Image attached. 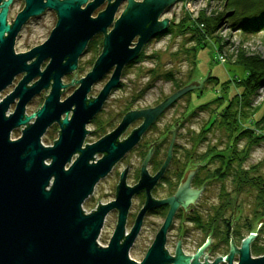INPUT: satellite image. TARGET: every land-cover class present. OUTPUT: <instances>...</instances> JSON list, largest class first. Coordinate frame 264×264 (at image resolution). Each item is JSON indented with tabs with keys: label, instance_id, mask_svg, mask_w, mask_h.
Masks as SVG:
<instances>
[{
	"label": "water",
	"instance_id": "obj_1",
	"mask_svg": "<svg viewBox=\"0 0 264 264\" xmlns=\"http://www.w3.org/2000/svg\"><path fill=\"white\" fill-rule=\"evenodd\" d=\"M105 1V8L95 17L91 16ZM174 1L126 0L122 12L114 19L122 0H25L12 26L5 23L8 1L0 11V91L11 84L16 74L23 73L13 90L0 100V264H218L223 261L226 264H264V254L251 256L250 243L256 233H249L239 247L231 242L229 253L211 263L206 258L203 263L199 262L202 249L184 254L180 249V235L174 255L169 254L165 241L172 216L177 206L185 207L191 197H185L182 189L166 199L150 196V188L166 163L154 176L143 167L133 186L126 184L125 170L122 171L113 200L98 201L90 212L82 208L94 185L132 148L154 117L181 94L194 86H202V81L195 78L152 108L127 111L113 130L83 145L90 131L86 124L118 84L123 66L138 56L149 38L168 26L167 17L158 18ZM45 9L55 11L57 17L49 36L29 51L15 53L14 36L20 25ZM110 25L112 28L108 31ZM97 33L103 34L101 52L91 70L76 80L77 88L60 100L68 84L62 83L63 75L76 70L78 57ZM45 59L48 62L40 70ZM110 69L111 75L98 94L88 97L91 85ZM35 77L38 79L27 85ZM43 89H49L43 103L27 114L25 105ZM15 99L14 110L7 114ZM140 116L144 117L143 122L125 139L117 140L127 125ZM53 123L58 125V137L52 145H44L41 136ZM18 126H23L20 136L11 139V131ZM97 153L101 157L95 160ZM170 153L171 146L168 158ZM142 189L146 191L145 202L129 232H125L131 197ZM165 203L169 204V209L152 243L140 261L132 259L129 248L144 213ZM112 209L117 210L116 224L108 243L100 245L97 238L105 215ZM182 224L181 218L180 234ZM234 254H238L236 263H233Z\"/></svg>",
	"mask_w": 264,
	"mask_h": 264
},
{
	"label": "rangeland",
	"instance_id": "obj_2",
	"mask_svg": "<svg viewBox=\"0 0 264 264\" xmlns=\"http://www.w3.org/2000/svg\"><path fill=\"white\" fill-rule=\"evenodd\" d=\"M124 4V1L121 2L114 14V19L120 15L125 6ZM222 4V0H176L166 7L161 14V18L167 17L169 22L172 20L174 23H177L185 13L191 14L192 18L196 17L200 10H204L206 14L211 15L216 11L223 10ZM104 8L105 3H102L93 10L91 16L95 17L98 12L102 11ZM39 22L40 28H38L36 33L29 36L23 34L17 39L14 46L16 50H24L43 43L55 26L56 16L53 11L47 10L41 15ZM111 28L112 25L108 26L107 30L109 31ZM175 34L176 33H166L151 37L144 43L138 56L123 66L118 84L110 91L100 110L86 124V129L90 131L85 135L83 145L85 143L94 142L104 134L113 130L120 123L121 120L119 121V118L125 114L127 108H142L158 104L163 101L165 97L179 89L176 88L178 83L185 86L191 80L197 78L196 81H202V86H194L189 92H185L183 96L175 100L174 103L165 110L163 117L154 125L155 128H153L146 137H154L156 133L164 127L172 128L174 123L181 119L177 129L176 141L180 145V148L178 147L176 149L177 159L181 162L185 159L189 160L193 158L192 162L189 160L187 165L188 169H194L196 163H201L200 166L202 167L198 169V177L207 178L208 174L215 173V169L220 165V162L216 157H211L210 160H208L209 157L201 159L202 154H205L210 148H212L210 152L212 153L211 155L216 153L228 154L232 148L230 134L223 131L217 121L220 120V112L226 106L228 100L233 98L234 94H239L241 92V88H238L239 85L237 81L244 76L245 72L242 66L236 63L237 59L239 55L243 54V56L247 58L257 56L260 60H264V30L246 32L241 28L232 27L230 22L226 21L224 17L220 20L213 33L218 36L217 38L219 40H216V37H208L205 39V44H196L195 40L191 39L188 33H184L183 35ZM97 36L99 38L95 37L92 42L90 40L87 48L78 57L76 70L63 75L62 83L68 84H66L62 90L60 100H64L69 96L78 86L76 80L91 70L95 59L101 52L100 39L102 34L98 33ZM135 40L136 37L132 42L134 43ZM192 45L196 47L195 51H193L194 59L191 54L184 52V48H188ZM192 60L195 61V64ZM47 62L48 59H45L41 63L40 70H43ZM207 71H209L208 76H206ZM111 72L112 69L107 71L91 85L87 93L88 97H94L98 94L110 77ZM167 74H171L172 78H168V76L165 77ZM22 76L23 73L16 74L11 84L0 91V100L13 90ZM209 76L215 77L217 80L208 79ZM34 79L37 80L38 77ZM34 79L32 80L33 82L35 81ZM48 90L49 89L41 90L27 102L25 105V112L27 114L34 112L41 106L44 101V95L48 93ZM250 98L249 105L245 108L248 114L251 111L253 112L254 109L262 103L264 99V84L257 89L255 94ZM16 101L17 99L9 106L6 112L7 114L14 110ZM252 112L249 114L250 118ZM262 113L263 107L256 112L254 119H258ZM68 115L70 116L71 114L69 113ZM137 122L138 121L133 122L126 131L121 134V137H124L131 128L136 126ZM21 128H23V126L14 128L10 133V138L15 139L20 136ZM174 128L175 126L173 129ZM58 130L59 128L56 123L51 124L41 136V142L44 145H52L53 140H56L58 137ZM246 141L247 139H240L238 141L236 147L238 151H242L239 153L240 156L244 155L243 145ZM137 149L134 148L128 151L122 159L114 164L109 173L98 180L94 185L92 193L87 196L82 203V207L86 212L95 209L98 205V201L99 203H106L114 199L118 172L122 170L127 163L132 166L129 175V178H132V171L137 169L140 163ZM100 157V153L95 155L96 159ZM74 158L75 156L72 157V160ZM206 162L208 163L206 164ZM253 165L258 166L256 170L257 173L264 177V140L254 145L242 161V166L244 168H249ZM169 173L171 175V170ZM129 178L128 183H131ZM231 178L232 175L229 174L223 181L215 179V181L207 187L202 197L197 200L195 212H199L198 215H200L203 220H206L210 215L214 214V211L219 206L222 208L223 205L221 206V204L224 199L220 196V189L223 186L226 192H230L229 197L231 203L229 200L230 205H228V207L225 205L226 208L223 210L224 214L221 217L224 216L226 219H229L231 222V229H240L241 232V237L238 236L239 239H235V242H233L234 245L239 247L243 238L249 233H256L258 229V234L260 235L258 240L262 241L264 238V228H260L261 223L252 218L256 190L246 188L239 193L233 192L234 186ZM158 195L159 197H163L168 194L161 189ZM139 201L140 199L136 196L131 199L129 218L125 225V232H129L136 212L143 206H141V202ZM189 217V215L185 218L182 217L184 228L181 234V218L175 219L168 231L165 248L170 253L175 251L179 234L180 240H182L180 249L182 252L184 251L188 254L194 252L196 243L202 239V233L200 229L197 228V222L190 221ZM116 220V210H111L105 215L103 225L97 238L100 245H106L108 243ZM162 222V216L148 215L144 218L143 225L129 248L128 254L132 259L140 261L143 258ZM246 223L255 227L253 232L247 231ZM219 228L221 230L224 229L223 223H221ZM252 241L253 239L251 243ZM215 251L223 253L227 250L224 243L217 241ZM263 254L264 252L257 255L254 252L251 256L258 257ZM237 258L238 255L234 254L233 263L237 262ZM220 264L226 263L223 261L220 262Z\"/></svg>",
	"mask_w": 264,
	"mask_h": 264
},
{
	"label": "trees",
	"instance_id": "obj_3",
	"mask_svg": "<svg viewBox=\"0 0 264 264\" xmlns=\"http://www.w3.org/2000/svg\"><path fill=\"white\" fill-rule=\"evenodd\" d=\"M223 10L216 11L211 15L206 14L204 10H200L196 17L192 18L191 14H184L177 23L172 20L168 26L159 32V35L166 33H176L175 35H183L184 33L190 34V38L195 40L196 44H205V39L208 37H216L213 34L216 30L220 20L224 17L226 21L230 22L232 27H238L246 32H255L257 30H264V0H222ZM214 35V36H213ZM97 37V36H96ZM95 38V37H94ZM91 39L92 40L94 39ZM219 40V39H218ZM195 45L188 48H184V52L191 54L194 59L193 51H195ZM141 54V53H140ZM195 64V61L192 60ZM237 64H240L244 69V76L239 78L238 88H241L239 94H234L233 98L228 100L226 106L221 110V118L217 122L223 131L228 132L231 136V150L228 154H213L211 149H208L205 154H202L201 159L216 157L219 160L220 165L215 169V173L208 174L207 178H216L218 181H223L229 174L232 175L231 181L233 182V192H242L247 189H255V205L253 209V220L261 223L260 228H264V177L257 173V165H253L249 168L242 166V161L245 156L248 155L254 145L259 141L264 140V99L259 106H257L251 114H248L245 109L250 102V97L255 94L256 90L264 84V60H260L257 56H251L249 58L244 57L243 54L239 55ZM172 78L171 74L165 75V77ZM208 79H215V77H208ZM183 85L178 83L176 88H180ZM263 107V113L258 119H254L256 112ZM240 139H247L244 147V155L240 156V150H237L238 141ZM232 154V155H231ZM205 162V161H204ZM208 162H206L207 164ZM230 192H226L222 186L220 189V196L224 199L221 204L214 211L215 228L217 230L218 241L228 242V234L231 231V222L229 219H225L223 222V230L221 226V216L224 214L223 210L228 207ZM231 203V200H230ZM226 205V207H225ZM198 224L201 223L199 218H193ZM248 221V219L246 218ZM211 222V221H210ZM247 231L253 232L254 226L247 224ZM261 229V231H262ZM233 234L241 237L240 229L232 228ZM259 231V229H258ZM256 231V236L253 239L250 252L257 255L264 252V238L259 241V232Z\"/></svg>",
	"mask_w": 264,
	"mask_h": 264
},
{
	"label": "flooded vegetation",
	"instance_id": "obj_4",
	"mask_svg": "<svg viewBox=\"0 0 264 264\" xmlns=\"http://www.w3.org/2000/svg\"><path fill=\"white\" fill-rule=\"evenodd\" d=\"M123 1L125 2L124 5H126V0H122V2ZM135 1H140V0H135ZM6 2H7V4H6ZM103 3H105V5H106V1L103 2ZM5 4H6L5 23L8 26H12V24H13V22L15 20V17L24 8L25 0H0V11L2 10V8L4 7ZM120 4H119V6H120ZM165 9H166V7L163 9L161 14L164 12ZM47 10L53 11L51 9H45L44 11H42L41 13H39L37 15L29 16L20 25L19 29L17 30V32H16V34L14 36L13 49H14L15 53L27 52L31 48H33V47L38 45V44L34 45V46H32L30 48H26L24 50H16L15 47H14L15 43L17 42V39L20 38L23 34H25L26 36H29V35H33L34 33H36V31H38V28H40V22H39L40 21V17ZM53 13L56 16L55 11H53ZM161 14H160L158 19H161ZM7 34H8V32L5 31L3 35L6 36ZM97 35H98V33L95 34L92 38L96 37ZM97 38H99V37L97 36ZM102 39H103V34H102L101 39H100L101 48H102ZM90 40L88 41V43L90 42ZM88 43H87V46H88ZM87 46H86V48H87ZM30 61L31 60H29L28 63ZM31 83H33V81ZM31 83H28L27 85H30ZM184 94L185 93L181 94L180 96H183ZM180 96H178L175 100H177ZM174 101H172L170 104H168L166 107H164V109H162L154 117V119L150 122V124L141 133V135L139 136V139L137 140V142L132 146V148L130 150H132L134 148H136V149L138 148L137 150H138V153H139L140 163L138 164L137 169L132 171V176H131L132 178H129L130 177L129 175H130V172H131L130 170H132V166L130 164L129 165H125L123 167V169L118 172L117 184H118L119 179H120V174L124 170H125V182H126V184L129 185V186H133V185H135L138 182V180L140 178V173H141V170H142L143 167H144V169L146 170V172L150 176H154L160 171V169L163 167L164 163H166L161 175L157 178L156 182L150 188V192H149L150 196L152 198H154V199H157V200L166 199V198H169V197H171L173 195H176V193L178 191H180V189H182L185 192L184 193L185 197H191L190 201L187 202L186 207H183L181 204H179L177 206V208L175 209L174 214H173L172 219H171V223H170V225H169V227L167 229V232H166V238H167V233L170 230L171 226L173 225V222H174L175 219H177V218L180 219L182 217L185 218L186 216L189 215L190 216L189 220L195 222L193 220V218H195V217L199 218V220H201V223H199V224L197 223V225H198L197 228H199L201 233H202L201 234L202 235V239H200L196 243L195 250H194L193 253H195L196 251L202 249V254L198 258L199 262L203 263L205 258H206L207 261L209 263H211L217 257L227 255L228 254V249H229V247L231 245V242H235V239L236 240L239 239L238 235H236V234L234 235L233 231L231 229V231L228 234V242L226 243L223 240L220 241V243H224L227 251L223 252V253L222 252H218V251L216 252L215 250H216V243L218 241V238H216L217 237V230L215 228V221H213L215 219L214 215L212 214L206 220H203L201 218V216L198 215L199 212H195V208H196L195 205L197 203V200H199L202 197V195L205 193L207 187L210 184H212L215 181L216 178H200V177H198V175H199V170L198 169H200L202 167V166H200L201 163H199V162L195 164V168L194 169H190L189 170L187 168V165L189 163V160H191V162L193 161V158L189 159V160L185 159L186 161L184 160V161H181V162H180L179 159H177L176 149L180 145L177 143L176 139H177V129H178V126L180 125L179 121H181V119H179V121H176L174 123V126H175L174 129H173L174 126L172 128L164 127L159 132H157L154 137H151V136L149 138L146 137V135L153 128H155L154 125L159 122V120L163 117V114H164L165 110L171 104H173ZM156 105L157 104L151 105V106H148V107H142V108L130 107V108H127L125 111L127 112V111H130V110H144V109L152 108V107H154ZM122 117L123 116H121L119 118V121L122 119ZM182 117H184V116H182ZM143 120H144V117H142V116L137 117L134 120H132L127 125V127L125 128V130L123 132H125L126 129L133 122L138 121L136 126L131 128L129 130V132L124 137H121V134L123 133L122 132L119 135L117 140L121 141V140L125 139L131 133V131L133 129L138 127L143 122ZM170 146H171V153H170V157L168 158L167 153H168V149H169ZM130 150H128V151H130ZM126 153L120 159H122L126 155ZM148 153H150V154L148 155V157H146ZM112 168H111V170H112ZM170 170L172 172L171 175L169 173ZM128 178H129L131 183H128ZM117 184L115 185V192H116ZM161 189L164 190L165 192H167L168 195L163 196V197H159L158 193L160 192ZM135 196L140 199L139 202H141V206H142L144 204L145 198H146L145 189H142V190L138 191L137 193L133 194L131 199L133 197H135ZM168 209H169V204L168 203L156 205V206H153V207L149 208L144 213V215L142 217V222H141L140 228L143 225L144 218L146 216H148V215L162 216L163 220H164V218H165V216H166V214L168 212ZM112 210H116V209H112ZM138 211H139V209H138ZM137 212L135 214L133 223H134L135 218L137 216ZM128 218H129V209H128V212H127V215H126L125 225L128 222ZM225 219H226V217H224V216L221 217V219H220L221 223H223L225 221ZM140 228H139V231H140ZM137 235H138V233H137ZM137 235H136V237H137ZM177 235H178V233H177ZM165 243H166V241H165ZM179 243L181 244L182 240H180ZM174 252L173 253L169 252V254L174 255ZM183 253L186 254V255H190L188 253H185L184 251H183ZM211 259H213V260H211ZM218 264H220V262Z\"/></svg>",
	"mask_w": 264,
	"mask_h": 264
},
{
	"label": "bare ground",
	"instance_id": "obj_5",
	"mask_svg": "<svg viewBox=\"0 0 264 264\" xmlns=\"http://www.w3.org/2000/svg\"><path fill=\"white\" fill-rule=\"evenodd\" d=\"M163 30H165V29H163ZM163 30L161 31L162 33L164 32ZM157 35H159V33H158ZM94 159L96 160V158H95V157H94ZM95 160H94V161H95Z\"/></svg>",
	"mask_w": 264,
	"mask_h": 264
},
{
	"label": "built area",
	"instance_id": "obj_6",
	"mask_svg": "<svg viewBox=\"0 0 264 264\" xmlns=\"http://www.w3.org/2000/svg\"><path fill=\"white\" fill-rule=\"evenodd\" d=\"M83 208V207H82ZM83 210L86 212V210L83 208ZM87 212H89V211H87ZM98 242V241H97ZM99 243V242H98Z\"/></svg>",
	"mask_w": 264,
	"mask_h": 264
}]
</instances>
